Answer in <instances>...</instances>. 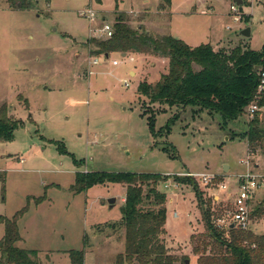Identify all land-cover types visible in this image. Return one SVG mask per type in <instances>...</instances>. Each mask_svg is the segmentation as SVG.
<instances>
[{
    "label": "rangeland",
    "instance_id": "374dc122",
    "mask_svg": "<svg viewBox=\"0 0 264 264\" xmlns=\"http://www.w3.org/2000/svg\"><path fill=\"white\" fill-rule=\"evenodd\" d=\"M15 2L0 0V107L20 123L12 141H0V215L11 217L31 197L18 221L21 239L16 246L28 251L34 264H73L71 249L84 250L83 264H115L124 250L120 219L125 186L95 184L77 193L69 189L75 172L161 173L170 176L157 185L167 197L168 251L179 257L176 264L186 259L198 264L189 236L206 231L194 185L204 207L217 211L229 206L228 193L218 184L246 170L240 159L250 157L264 171L263 149L249 151L247 139L240 137L254 117L264 126V105L253 118L245 112L227 126H219L215 113L165 107L155 113L153 136L141 115L148 100L137 86L158 81L167 59L140 54L130 62L120 53H93L90 40L104 39L101 21L115 23L114 0H22L18 7ZM231 4L120 0L118 10L126 13L132 28L143 24L152 33L170 34L190 45L209 42L221 51L237 45L260 50L264 0H242L236 11ZM87 7L97 11L95 20L79 15ZM246 27L248 37L241 34ZM175 114L167 134L162 128ZM197 173L215 179L204 184L191 175ZM43 195L36 204L33 198ZM111 197L116 198L113 206ZM3 230L0 223V238ZM250 230L264 234V216H254Z\"/></svg>",
    "mask_w": 264,
    "mask_h": 264
},
{
    "label": "trees",
    "instance_id": "16d2710c",
    "mask_svg": "<svg viewBox=\"0 0 264 264\" xmlns=\"http://www.w3.org/2000/svg\"><path fill=\"white\" fill-rule=\"evenodd\" d=\"M100 3V0H95ZM114 0L116 18L111 37L91 39L96 50L93 53H137L151 54L167 59V70L154 84L146 81L138 83L137 92L148 100L142 116H146L148 127L156 136L155 113L165 111V107H194L197 111L218 114L219 126H227L231 121L243 116L248 104L256 94L259 75L264 71V43L260 50L244 48L240 45L229 51L214 50L210 43L196 46L187 44L170 34L152 33L143 24L132 28L127 24L125 12L118 10ZM22 5V0H16ZM170 3V0H169ZM259 67L257 72L255 68ZM158 104L161 108L154 109ZM264 105V95L259 99ZM178 114L170 117L163 131L169 133L170 125ZM20 127L5 106L0 107V141H12L14 131ZM246 138L249 151L255 147L263 149L264 126L257 117L251 119L240 134ZM234 136L231 137V139ZM230 139V138H229ZM168 151V148H163ZM169 174L137 172L76 171L70 190L81 192L95 184L118 183L125 186L124 203L121 207L120 226L124 230V250L117 254L115 264H176L179 257L168 251L166 235V194L157 189L159 182L169 178ZM190 177V176H188ZM3 179V175L0 176ZM178 183H184L175 176ZM198 207L201 211L205 233L190 235L192 252L198 264H264V234L251 230L230 227L219 230L212 224V215L225 207L213 211L211 205H203V198L194 185ZM31 197L26 204L11 217L0 215L3 235L0 238V264H34L30 253L16 246L21 236L19 219L28 210ZM45 196L33 198L40 203ZM229 206L227 205L226 208ZM264 216V197L259 199L252 211V218ZM73 264H83L84 250L68 251Z\"/></svg>",
    "mask_w": 264,
    "mask_h": 264
},
{
    "label": "built area",
    "instance_id": "2783aa9c",
    "mask_svg": "<svg viewBox=\"0 0 264 264\" xmlns=\"http://www.w3.org/2000/svg\"><path fill=\"white\" fill-rule=\"evenodd\" d=\"M236 4H231L230 10L236 11ZM79 15L89 20H95L98 16L96 10L92 7H87L79 11ZM234 16L236 20L237 16ZM101 27L99 29L100 35L103 38H109L113 32V25L106 21H101ZM122 54V53H121ZM123 58H128L130 62H133V57L125 55ZM97 59L93 61L95 64ZM115 65L118 61L113 60ZM264 95V71L259 75V80L256 86V94L253 100L248 104L246 108V115L253 118L260 109L259 99ZM250 156V155H248ZM250 157H246L239 160V163L246 167V170L235 176L228 177L226 180L221 181L218 186L221 190L228 193L229 207L224 209V213H217L212 215V224L219 230H227L231 224L241 230H250L252 225V211L259 200L258 194H263L264 197V171L258 166V164L251 163ZM23 159H21L22 161ZM198 176L204 184H208L215 179L213 174L197 173L191 174ZM174 216L177 214L174 212Z\"/></svg>",
    "mask_w": 264,
    "mask_h": 264
},
{
    "label": "water",
    "instance_id": "95a60500",
    "mask_svg": "<svg viewBox=\"0 0 264 264\" xmlns=\"http://www.w3.org/2000/svg\"><path fill=\"white\" fill-rule=\"evenodd\" d=\"M233 3H235L237 6H240L242 4V0H231ZM20 6V3H17V7ZM241 34L245 37H248L250 35V30L248 27L244 28L242 31H241ZM126 54L125 53H122V57H124ZM105 57H108V54H105L104 55ZM259 69V67H256L254 70L255 72H257V70ZM116 201V198L115 197H111L108 199V203L110 206H113V204L115 203ZM231 227H233V224L230 225ZM189 261L186 259L185 260V264H188Z\"/></svg>",
    "mask_w": 264,
    "mask_h": 264
},
{
    "label": "crops",
    "instance_id": "0c3cea01",
    "mask_svg": "<svg viewBox=\"0 0 264 264\" xmlns=\"http://www.w3.org/2000/svg\"><path fill=\"white\" fill-rule=\"evenodd\" d=\"M170 4H171V0H170V3H169V6H170ZM181 39V38H180ZM183 40V39H182ZM184 41V40H183ZM186 42V41H185ZM209 43V42H208ZM188 44V43H187ZM199 44H201V43H199ZM199 44H196V45H199ZM190 45V44H189ZM196 45H191V46H196ZM212 46H213V44H211ZM213 48H214V50H215V47L213 46ZM111 54H113V53H111ZM110 54V55H111ZM116 54H119V53H116ZM126 55H128V56H132L133 57V61H134V56L135 57H137V56H140V54H137V53H125ZM109 55V56H110ZM120 56H122V54H119ZM108 56V57H109ZM118 64V63H117ZM116 65V64H115ZM129 73L131 74V70H129ZM202 112V111H201ZM228 166V165H227ZM258 166H259V164H258ZM229 167V166H228ZM260 167V166H259ZM230 168V167H229ZM261 168V167H260ZM216 199H218L217 197H216ZM19 242V241H18Z\"/></svg>",
    "mask_w": 264,
    "mask_h": 264
}]
</instances>
